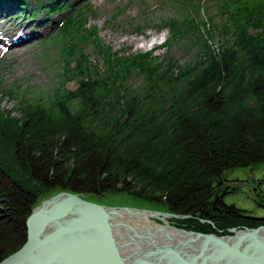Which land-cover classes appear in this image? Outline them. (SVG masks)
I'll return each instance as SVG.
<instances>
[{"label": "trees", "instance_id": "obj_1", "mask_svg": "<svg viewBox=\"0 0 264 264\" xmlns=\"http://www.w3.org/2000/svg\"><path fill=\"white\" fill-rule=\"evenodd\" d=\"M171 5L174 14L153 26L187 36L195 50L185 66L172 56L158 64L153 51L110 47L101 68L87 49L88 36L99 47L97 26L78 20L65 27L53 103L1 87L0 261L26 242L33 208L61 191L87 199L125 193L191 213L174 223L205 233L264 224L224 200L240 188L228 186L227 170L264 163V0H241L230 13L234 28L218 30L217 46L216 26L207 28L193 2ZM136 73L143 82L130 87ZM7 94L17 101L9 109L1 107Z\"/></svg>", "mask_w": 264, "mask_h": 264}, {"label": "water", "instance_id": "obj_2", "mask_svg": "<svg viewBox=\"0 0 264 264\" xmlns=\"http://www.w3.org/2000/svg\"><path fill=\"white\" fill-rule=\"evenodd\" d=\"M191 216L61 191L33 208L26 242L0 264H264V224L217 234L174 223Z\"/></svg>", "mask_w": 264, "mask_h": 264}, {"label": "rangeland", "instance_id": "obj_3", "mask_svg": "<svg viewBox=\"0 0 264 264\" xmlns=\"http://www.w3.org/2000/svg\"><path fill=\"white\" fill-rule=\"evenodd\" d=\"M139 1H143V7L145 8L143 12L146 13L145 19H148L151 26L157 20L160 21L161 19H167L171 16L170 5L167 4L165 0H92L89 1V3L97 7L100 16L98 20L91 19L90 23H98L102 38L117 49L123 48L125 49L124 51L131 50L135 52H143L162 45L165 38L170 34L167 28L163 30H156L153 26L148 29L146 33L139 34L137 33V30H134L133 25L125 23L130 21V18H135L133 19L135 20V25L143 21V18L140 16L141 10L138 5ZM203 3L206 14L213 15L216 12L217 7L212 0H205ZM121 7H124L125 13L123 12L117 20H111V17L114 15L116 9ZM19 10L21 9H18V13ZM41 18L42 15L39 14L31 26L40 27L38 22ZM51 19L50 25L45 26V30L53 28ZM216 21L221 23L224 21V18L222 16H218ZM112 22L115 23V28L111 26ZM251 31L254 32L255 30L251 29ZM186 38L187 36H183L179 41L173 43V48L168 52L167 58L170 55L174 58L179 57L182 64H186L193 60L192 52H194L195 48L191 46L190 42ZM218 40L219 37H216L215 44H218ZM40 42L41 40L39 37L37 40L32 41L24 50H13L7 55L6 60L0 63L3 68L1 73L5 76V80H3L2 83L9 85L14 82L26 83L27 81H31V84L36 87H45L49 84L50 76L52 75V71L56 68V64L52 62L51 59L47 58L46 55H43V52L45 50L50 52L55 50L57 46L56 43L58 42L56 41V43H50L49 46L46 47L41 45ZM165 47V45L158 47L155 54L163 55L166 51ZM94 53V59H98L103 65V61H101L100 57L96 54V51H94ZM142 82V75L136 73L129 78L128 85L130 87H136ZM66 85L70 88L76 87V83L74 81L67 82ZM1 87L2 86H0V89ZM2 103L7 109H9L16 104V101L10 97L6 98L5 101H2ZM11 172L23 183L26 182L25 177L21 176L20 173L16 171ZM225 176L227 179L235 181L231 182L229 187L232 185L240 187L236 192L227 194L224 198L225 202L246 210L248 215L251 217L264 218V204L258 202L260 200L258 193H261L264 197V163H259L253 167H239L227 170L225 172ZM50 197L51 196H47L42 201ZM88 200L97 202L101 205L138 206V208L168 211L163 205L133 200L125 193L118 192H109L101 197H94Z\"/></svg>", "mask_w": 264, "mask_h": 264}, {"label": "bare ground", "instance_id": "obj_4", "mask_svg": "<svg viewBox=\"0 0 264 264\" xmlns=\"http://www.w3.org/2000/svg\"><path fill=\"white\" fill-rule=\"evenodd\" d=\"M12 8L15 6V4H13V5H10ZM9 9V6L8 5H4V6H2L1 8H0V13L1 14H4V13H6L7 12V10Z\"/></svg>", "mask_w": 264, "mask_h": 264}, {"label": "flooded vegetation", "instance_id": "obj_5", "mask_svg": "<svg viewBox=\"0 0 264 264\" xmlns=\"http://www.w3.org/2000/svg\"><path fill=\"white\" fill-rule=\"evenodd\" d=\"M232 181V180H231ZM232 182H235V181H232Z\"/></svg>", "mask_w": 264, "mask_h": 264}]
</instances>
